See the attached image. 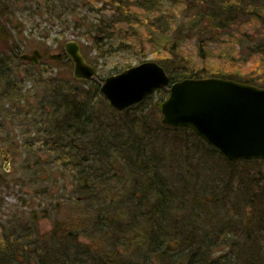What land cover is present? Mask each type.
I'll return each mask as SVG.
<instances>
[{
  "label": "trees",
  "instance_id": "16d2710c",
  "mask_svg": "<svg viewBox=\"0 0 264 264\" xmlns=\"http://www.w3.org/2000/svg\"><path fill=\"white\" fill-rule=\"evenodd\" d=\"M100 1L65 0V9L74 16L76 3ZM108 2L107 17L70 20L99 51L138 52L143 59L152 53L171 83L218 77L264 88V0ZM164 2L181 21L168 33L146 18L155 13L158 26L167 27ZM13 12L0 0V131L5 125L8 135L9 125L18 124L22 141H36L37 153L47 156L29 153L35 159L29 185L38 196L49 189L55 195L61 176L51 181L53 169L72 182L54 196L46 235L30 233L34 227L18 237L0 235V264H264V179L252 175L264 161L228 162L190 128L153 122V95L113 110L98 79L75 80L71 64L65 73L48 69L65 66L64 56L49 60L44 50L38 65L22 61L8 28L20 29ZM189 39L195 61L182 50ZM167 93L157 92L160 100ZM30 215L35 226V211Z\"/></svg>",
  "mask_w": 264,
  "mask_h": 264
},
{
  "label": "rangeland",
  "instance_id": "374dc122",
  "mask_svg": "<svg viewBox=\"0 0 264 264\" xmlns=\"http://www.w3.org/2000/svg\"><path fill=\"white\" fill-rule=\"evenodd\" d=\"M9 2L14 10V22L20 27V31L14 28L11 24H8V28L11 29L16 43L22 50L21 53L30 54L34 49H39L41 52L48 50V54H57L61 50V47L65 42L69 40H75L79 43L82 56L85 60L94 67L95 80L102 79V81L109 75H114L121 72L124 68H128L143 61L154 60L152 53L146 54V58H142L138 52H108L104 49L98 50L91 45V38L82 35L83 31L74 27V22L70 21L74 18L86 17L90 21L95 22L96 19L101 17V14L105 17L111 13V6L108 1L102 0L97 3L90 4L86 7L82 4L76 3L73 7L75 15H69L70 9H65V0H4ZM16 1V2H15ZM48 3V7L43 4ZM39 4H42L38 6ZM97 9V11L94 10ZM93 9V10H92ZM102 9V11L100 10ZM163 13L169 15V23L158 26V22L155 21V13H149L146 15L147 22L155 23L158 29H165L166 33L170 32L178 22L181 21L180 16L177 15L176 8L169 2H164L161 5ZM71 16V17H70ZM84 46V47H83ZM196 44L193 39H189L182 44V50L189 55L192 59L197 60L198 51L196 50ZM20 53V54H21ZM63 53V52H62ZM47 54V55H48ZM65 57V56H64ZM65 59V61H64ZM63 59L65 66L53 65L49 63L48 69L53 72H67L70 69V61H66V57ZM60 61V60H59ZM29 63L28 61H24ZM62 63V64H63ZM47 66V65H44ZM73 67H71L72 74ZM69 72V71H68ZM27 82V87H29ZM31 84V83H30ZM153 102L160 101L159 95L155 93L153 95ZM157 109V108H156ZM150 116L153 122H157L161 118L159 111H152ZM156 125V123H154ZM158 127V126H157ZM5 128H1L0 131V149L6 152V157L0 155V176L4 177V183L0 184V235L5 234L7 237H18L29 231L30 227H34V232L46 235L52 225V218L54 213V196L62 195L64 192L63 187L68 189L71 187L70 182L72 179L65 175L62 169H53V174L50 178L53 181V177H59L56 187L51 189L55 195L52 196L50 189L45 195L38 196L35 193V188L31 185L30 173L33 172L32 162H34L33 156L30 157L29 153L33 151L36 153L37 158L41 161H45L47 156L44 153H37L40 146L36 141L23 142L20 126L18 124L9 125L10 132L5 134ZM22 130V129H21ZM34 134L31 135V137ZM34 138V137H33ZM32 144V145H31ZM264 161V160H256ZM43 177L42 173L38 174ZM252 175L256 177H262L264 179V162L257 166H253ZM45 181V180H44ZM42 181L43 184L46 182ZM46 185V184H45ZM58 190V191H57ZM66 190V189H65ZM57 191V192H56ZM35 211L39 222L32 225L30 220V213ZM42 211L48 212L46 218H42ZM30 215V216H29ZM13 229V230H12Z\"/></svg>",
  "mask_w": 264,
  "mask_h": 264
},
{
  "label": "water",
  "instance_id": "95a60500",
  "mask_svg": "<svg viewBox=\"0 0 264 264\" xmlns=\"http://www.w3.org/2000/svg\"><path fill=\"white\" fill-rule=\"evenodd\" d=\"M78 45L69 40L62 46L63 53L47 58L59 61L65 54L66 61L72 63V78L95 80L94 67ZM19 57L36 65L41 53L34 49ZM165 72L155 61H143L100 81L99 92L110 108L122 111L158 89H167L168 96L155 103L162 124L190 128L227 161L264 160L263 87L218 77L184 78L169 85ZM5 154L0 149V155Z\"/></svg>",
  "mask_w": 264,
  "mask_h": 264
},
{
  "label": "bare ground",
  "instance_id": "6f19581e",
  "mask_svg": "<svg viewBox=\"0 0 264 264\" xmlns=\"http://www.w3.org/2000/svg\"><path fill=\"white\" fill-rule=\"evenodd\" d=\"M65 44V43H64ZM79 44V43H78ZM79 46V45H78ZM39 50V49H38ZM40 51V50H39ZM40 53H41V57H39L40 59H39V63H40V61H41V58L42 57H44L43 56V54H42V52L40 51ZM63 56H65V54L63 55ZM46 58H47V55H46ZM43 59V58H42ZM48 59V58H47ZM49 60H52V59H49ZM22 61H24V60H22ZM30 63V62H29ZM38 63V64H39ZM32 64V63H31ZM38 64H36V65H38ZM35 65V64H34ZM169 76V75H168ZM92 81V80H91ZM87 82V81H86ZM173 83V82H172ZM171 84V82H170V77H169V85ZM163 89V88H162ZM162 89H158L157 91H155L153 94H151V95H155V93H157L159 90H162ZM167 90V89H166ZM168 91V90H167ZM150 95V96H151ZM168 96V95H167ZM166 96V97H167ZM101 97H102V95H101ZM149 97V96H148ZM103 98V97H102ZM146 99V98H145ZM165 99V98H164ZM105 101V100H104ZM143 101V100H142ZM106 102V101H105ZM140 103V102H139ZM138 104V103H137ZM136 105V104H135ZM125 110V109H124ZM158 110V109H157ZM123 111V110H122ZM159 111V110H158ZM160 112V111H159ZM160 121H161V118H160ZM164 125V124H163ZM164 126H166V125H164ZM170 127V126H169ZM201 139V138H200ZM202 140V139H201ZM206 145H207V143H206ZM210 146V145H209ZM211 147V146H210ZM213 148V147H212ZM214 149V148H213ZM215 150V149H214ZM216 151V150H215ZM217 152V151H216ZM218 153V152H217ZM219 154V153H218ZM220 155V154H219ZM221 156V155H220ZM222 157V156H221ZM223 159H225L224 157H222ZM226 160V159H225ZM227 161V160H226ZM228 162H234V161H228Z\"/></svg>",
  "mask_w": 264,
  "mask_h": 264
},
{
  "label": "flooded vegetation",
  "instance_id": "af4514ba",
  "mask_svg": "<svg viewBox=\"0 0 264 264\" xmlns=\"http://www.w3.org/2000/svg\"><path fill=\"white\" fill-rule=\"evenodd\" d=\"M31 52H32V51H31ZM48 55H49V54H48ZM48 55H47V56H48ZM18 57H19V56H18ZM19 58H20V57H19ZM41 60H42V58H41Z\"/></svg>",
  "mask_w": 264,
  "mask_h": 264
}]
</instances>
